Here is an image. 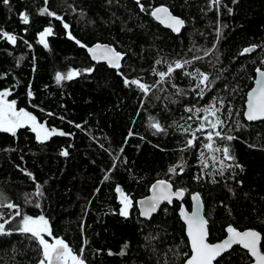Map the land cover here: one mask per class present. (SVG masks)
<instances>
[{
	"label": "trees",
	"instance_id": "16d2710c",
	"mask_svg": "<svg viewBox=\"0 0 264 264\" xmlns=\"http://www.w3.org/2000/svg\"><path fill=\"white\" fill-rule=\"evenodd\" d=\"M161 5L179 34L152 16ZM97 42L124 54L119 68L90 58ZM263 49L264 0H0V91L59 131L0 129V264H40L42 243L18 227L40 216L83 264H184L180 202L150 219L136 206L158 179L189 209L201 194L210 242L232 224L259 231L264 252V122L244 117ZM251 261L237 245L216 264Z\"/></svg>",
	"mask_w": 264,
	"mask_h": 264
},
{
	"label": "water",
	"instance_id": "95a60500",
	"mask_svg": "<svg viewBox=\"0 0 264 264\" xmlns=\"http://www.w3.org/2000/svg\"><path fill=\"white\" fill-rule=\"evenodd\" d=\"M152 16L165 28L179 34L185 26L184 20L172 13L165 5L156 7ZM90 58L95 62L106 63L111 68H119L124 54L112 44L97 42L86 47ZM255 45L246 46L241 54H252ZM264 54V49H263ZM62 80L63 75L58 74ZM244 117L248 122L264 120V69L257 67L252 87L247 91ZM185 191L175 188L166 179H158L152 183L149 193L136 201L141 218L150 219L164 204L180 202L178 214L185 225V233L190 247V256L184 264H216V261L234 246L246 250L252 261L248 264H264V252L261 249L262 234L256 229L240 230L232 224L226 226V236L216 242L209 241V222L205 216V205L199 192L190 195L191 208L184 203ZM70 246L66 241L53 244L49 248L48 264H65V255Z\"/></svg>",
	"mask_w": 264,
	"mask_h": 264
},
{
	"label": "rangeland",
	"instance_id": "374dc122",
	"mask_svg": "<svg viewBox=\"0 0 264 264\" xmlns=\"http://www.w3.org/2000/svg\"><path fill=\"white\" fill-rule=\"evenodd\" d=\"M164 77H166L165 74L162 75V79ZM9 93V90L0 91V129L14 132L19 127L26 125L37 132L39 140H47L51 135L59 132L57 129L49 128L44 123L39 122L28 112L17 109L14 101L8 99ZM207 118L209 123L216 128L215 120L211 115L207 114ZM215 133L218 134L220 132L218 130H210L206 132V135L213 136ZM211 143L209 142L208 146L211 147ZM118 198L121 203V213L127 216L133 208V200L121 189H118ZM9 222L11 221L0 222V232L7 229ZM18 227L24 231L31 232L40 240L44 250V256L40 264H48L49 248L53 244L63 241V239L52 235L49 221L42 216L25 217L19 222ZM64 259L65 264H83L80 258L70 251L65 255Z\"/></svg>",
	"mask_w": 264,
	"mask_h": 264
},
{
	"label": "flooded vegetation",
	"instance_id": "af4514ba",
	"mask_svg": "<svg viewBox=\"0 0 264 264\" xmlns=\"http://www.w3.org/2000/svg\"><path fill=\"white\" fill-rule=\"evenodd\" d=\"M263 60H264V54H263ZM257 67H260V68L264 69V67H262V65H256L255 70H256ZM254 79H255V76H254ZM254 79H253V82H254ZM261 121L264 122V120H261Z\"/></svg>",
	"mask_w": 264,
	"mask_h": 264
}]
</instances>
